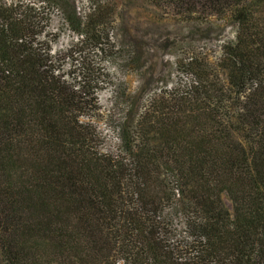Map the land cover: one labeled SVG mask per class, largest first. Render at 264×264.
<instances>
[{"label":"trees","instance_id":"16d2710c","mask_svg":"<svg viewBox=\"0 0 264 264\" xmlns=\"http://www.w3.org/2000/svg\"><path fill=\"white\" fill-rule=\"evenodd\" d=\"M147 1L234 37L214 62L178 61L187 83L152 95L105 151L83 120L115 7L0 4V264H264V0ZM52 6L77 37L72 81Z\"/></svg>","mask_w":264,"mask_h":264},{"label":"rangeland","instance_id":"374dc122","mask_svg":"<svg viewBox=\"0 0 264 264\" xmlns=\"http://www.w3.org/2000/svg\"><path fill=\"white\" fill-rule=\"evenodd\" d=\"M42 0H0V4L39 7ZM84 17L90 12L89 0H69ZM115 7L111 25L112 53L95 55L94 61L102 74V87L97 94V111L92 118H84L96 134L102 151L120 146L119 127L132 126L138 113L150 97L160 89H170L188 81L179 69L178 61L192 54L203 55L214 62L220 45L234 37L229 25L201 26L189 24L172 10L157 7L147 0H99ZM53 54L60 53L56 62L60 73L71 80L77 76L79 60L67 57L65 50L77 37L65 24L63 13L55 6L50 9V26ZM77 59V58H76ZM81 61V59H80ZM225 203L232 210L230 200Z\"/></svg>","mask_w":264,"mask_h":264}]
</instances>
